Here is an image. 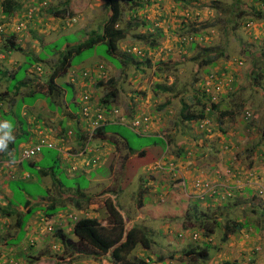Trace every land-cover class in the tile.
<instances>
[{
	"label": "rangeland",
	"instance_id": "obj_1",
	"mask_svg": "<svg viewBox=\"0 0 264 264\" xmlns=\"http://www.w3.org/2000/svg\"><path fill=\"white\" fill-rule=\"evenodd\" d=\"M59 1L19 0V7L10 16L4 15L0 6V49L12 33L15 34L11 39L20 46V50L11 55L0 50V60L8 61V66L14 70L26 55L35 57L37 62L30 67L29 74L40 75V81L45 82L60 51L39 60L37 56L42 45L57 38L45 48L41 54L44 57L52 50L78 42L82 33L98 30L108 14L102 0H74V12L77 10V13L73 17H54L44 10ZM242 3L250 6L254 1L120 0L119 25L126 28L128 36L119 42L118 54L134 48L141 52V57L137 56L136 60H150L149 65L140 63L136 67L129 63L116 67L110 62L113 58L105 53V45L99 43L71 58L77 75L83 70L89 72L86 76L82 73L81 82L74 84L75 90L66 83L72 77L70 71L55 79L64 88V99L70 110L79 113L81 97L92 95L89 99L101 103L108 88L104 82L111 78L117 96L110 103L113 121L106 124L105 130L108 135L121 134L132 148L124 174L117 146L97 135L89 140L92 148L97 146L96 143L103 144V150L94 152L99 158L98 164L89 166H96L98 173L107 177L112 164L114 169L111 167L113 172L108 180L114 182L90 188L88 200L79 208L78 216L94 213L106 223V202L111 199L107 192L110 190L118 191L116 202L127 213L129 209H137L134 200L140 188L155 200L154 204L161 201L160 194L164 204L171 202L175 192L191 194L183 213L180 211L181 215L174 220L148 221L138 215L141 223L150 230L152 241L149 249L138 245L130 253L131 258H149L146 254L149 253V264H188L191 260L183 251L197 245L208 246L209 253L207 260H199L196 264H219L224 260L264 264V19L253 17L248 10L240 12L237 5ZM201 23L209 27L199 29L197 33L189 29L191 26L199 28ZM151 39H155L156 46L149 45ZM191 42L195 43L194 47ZM205 46L223 51L211 65L199 58L201 48ZM23 70V67L19 69L13 82L22 80L26 75ZM160 86L169 90L163 91ZM206 86L213 90L212 95L206 91ZM26 90L22 87L19 91ZM39 97L62 111L63 101L59 96L53 97L47 92ZM34 100L35 95L29 94L23 97L22 104L28 109L34 105ZM210 103H215L217 108L212 110ZM19 109L13 115L4 116L9 131L17 124L22 126L23 132L27 130L26 110ZM182 111L204 115L186 121ZM246 112L250 113L249 117ZM135 120L141 122L138 129L133 124ZM82 122L84 131L92 127L84 119ZM72 129L76 139L74 132L69 137L73 136L71 143L76 145L81 132L75 126ZM48 137L52 147L42 149L40 154L45 158L37 163V167L31 168L27 160L22 161L32 178L42 177L37 173L38 168L47 169L50 162L55 163L64 155L62 145L59 146L61 142ZM34 141L32 135L17 138L15 146L22 143L17 147V153ZM177 169L186 174L172 175L171 171ZM56 172L61 182L64 181L62 173ZM32 178L11 180L12 201L16 199L23 206L26 194L34 200L38 187ZM129 178L131 181L120 191L117 183L124 181L125 184ZM179 179L186 181L185 191ZM82 191L86 193V189ZM204 192L213 195L209 197L210 203ZM194 203L206 212L205 220L216 221L212 234L204 236V224L201 226L191 214ZM75 208L69 205L66 211L57 212L55 217H64L62 220L48 216L47 210L34 211L23 226L24 236L18 244L9 241L16 235L15 218L1 220L5 230L0 233V264H98L96 254L65 251L63 247L59 248L54 237L58 227L69 232L71 222L66 221L65 213L74 212ZM188 209L190 217L185 215ZM227 221L245 223V227L225 233ZM6 242H10L9 249L3 246Z\"/></svg>",
	"mask_w": 264,
	"mask_h": 264
},
{
	"label": "trees",
	"instance_id": "obj_2",
	"mask_svg": "<svg viewBox=\"0 0 264 264\" xmlns=\"http://www.w3.org/2000/svg\"><path fill=\"white\" fill-rule=\"evenodd\" d=\"M108 8V14L106 19L102 22L101 27L98 30H91L88 33H82L83 37L78 42L73 41L71 44H67L64 47L61 48V45L59 48L60 50H52L51 53L44 54V57H41V54H43V51L47 46L52 44L56 41V39L49 41L47 44L42 45V50L38 53L37 58L39 60H44L47 55H52L56 51H60V56L57 61V63L53 66L51 71L49 72V79L45 82L40 81L39 76L40 75H32L29 74L31 72L30 67L34 64V62H37L35 57H32L30 55H26L24 57L23 62L18 64L14 70L8 66V61H2L0 60V100L1 101H7L10 100L11 97H17L19 98L20 102L22 103L23 97L34 94L35 99L38 98L42 93H51L54 97H63L65 95L64 88L61 84H58L55 82V79L59 76H63L68 73V71L71 72L70 80L66 82L67 84H70L73 89L75 90V83H79L80 77L82 76V73H88L87 70H83L80 75L76 74V70L72 67L73 64L71 62V58L73 55L81 52L82 50L86 48H94L97 44L103 43L105 45V53L110 56L112 61H110L112 64H114L116 67H121L122 65H128L129 63L134 64L136 67L142 64H148L150 60L145 59V61L138 62L136 57H141V52L139 50H129V52H121V54H118V45L121 40L126 38L128 36V32L126 28H123L119 25L121 21V6H120V0H102ZM127 2L132 0H125ZM254 4H251L250 6L246 4H238L237 7L240 10V12H246L247 10L251 13V15L258 19H264V0H253ZM19 0H0V6H1V12L6 15L10 16L12 13L19 7ZM74 0H61L58 2V4L49 5L48 7H45V11L51 14L54 17L64 18V17H73L75 16V13H77V10L74 12ZM235 13V12H234ZM77 15V14H76ZM209 25H205L204 23H201L199 25V28H195L194 26H191L189 29L197 33L198 30L202 28H207ZM2 31L0 30V35ZM13 35L15 33H12ZM12 35V36H13ZM12 36L8 37V40L5 41L4 47L0 49L3 51L5 55H11L13 52L20 50V46L15 43L11 38ZM191 47L195 46V43L191 42ZM149 45L154 47L156 46L155 39H151L149 41ZM220 50V51H219ZM217 49L214 46H205L201 48V54L199 56L202 57L205 60L206 65L213 64L217 57L223 54V51L221 49ZM115 60V62H114ZM23 67L24 73L26 75L22 78V80H14L17 72L19 69ZM34 73V71H33ZM76 75V76H75ZM77 77V80L76 78ZM12 80V81H11ZM107 84V91L101 98V103L96 99H89L86 101L83 97L80 107H90V115L91 120L93 121L98 113H101L104 115L102 119H100V125L96 128L95 134L98 137H102L104 139H109V141L114 145L117 146V152L119 155L122 156V162L121 165H124V174L126 172V163H127V157L128 154L131 153L132 148L128 144L127 139L122 136L121 134L114 132L113 135H108L105 130V126L107 123L112 122L113 119L109 118L111 113V102H113L117 96L116 90H115V84L114 81L111 78H108L106 82ZM100 84L103 85V82L100 81ZM3 86V87H1ZM25 87L27 90L26 92H20L19 90ZM159 87V86H157ZM110 88V89H109ZM160 88L163 91H167L166 87L160 86ZM206 91L209 94H213V90H207ZM61 94V95H60ZM76 94V93H74ZM92 97V95L89 96V98ZM211 97V96H210ZM14 99V98H13ZM62 100L64 98H61ZM91 100V101H90ZM202 107L204 108V103H202ZM210 107L212 110H215L217 108V105L215 103H210ZM186 111V109H185ZM1 113V110H0ZM83 115V114H82ZM203 113L199 112L197 115L194 114H186L182 111V117L186 121H192L196 117H203ZM84 116V115H83ZM6 128L7 131L9 128L8 121ZM13 129V128H12ZM12 129L9 131L10 133H13ZM70 131V130H69ZM14 134V133H13ZM27 136V130L26 132H23V130H19L18 135H13V140H16L19 137ZM28 137V136H27ZM86 136L81 135L80 139H85ZM167 143V142H166ZM37 144H42L41 150L39 153L42 152V149L44 147L51 148L52 144L44 137L40 138L36 143L32 144L28 148L22 149L21 152V165L26 168V164H22V161L27 160V164L29 167L34 168L37 167V164L33 161V158L36 155L25 157L24 151L34 147ZM47 144H51V146H46ZM168 145V143H167ZM122 148V149H121ZM0 157H6L5 154H2L0 152ZM57 162H50V166L47 168L49 170H43L40 172V175H52L53 177L58 176V173L56 170H59L62 173V177L64 181L61 183L64 186H67L66 190H62L59 193V197L56 202H53L49 205L48 216H54L59 211H66L68 209V206L71 205L73 207H76L74 209V212L68 211L65 213L66 221L71 222V228L69 232H64V228L58 227L56 228V231L54 232V237L58 240L59 248L60 246L65 249V251H71V253L78 254H89L94 253L96 254V259L98 261V264H102L103 261H105L103 264H149L150 263V254L146 253L149 258L144 257H138L133 256L130 257V253L134 249L137 248L138 245L142 246L144 249H149L151 245V238L150 230L145 228V224L141 223L140 217H134V213L129 211L127 213L126 209H124L122 206H119L116 202V198L119 196L118 191L111 194V201L107 200L106 202V209L108 211L107 215V222L102 223L100 219H98L96 216H88V215H82L78 216L79 208L81 207L82 202L84 201V195L82 192L77 189L76 187L73 188L71 184L68 185V181L66 179L65 174L63 171H61V168L59 166L55 168V164ZM39 173V170L37 171ZM122 174V177L123 175ZM54 177V178H55ZM133 176H131L132 179ZM60 178V177H59ZM129 178L128 180L122 181L119 184L120 191H123L126 188V185L131 181ZM123 180V179H122ZM180 186V185H179ZM71 188L74 190V192L70 193ZM206 201L210 203V196H213L211 194H204ZM168 196V195H166ZM165 196V197H166ZM187 193L185 192H175L172 194L171 202L169 204H164L161 201L158 204H147L146 199L149 197L145 196V193L143 189H139L137 191V197L136 200H134V204L139 210V212L144 216V218L149 219L148 221H164V220H174L178 218L181 214H179L180 211L183 213V208H186V201L189 200ZM204 197V196H203ZM152 198V197H151ZM205 201V202H206ZM156 203V202H155ZM3 204V205H1ZM0 204V222L4 218H15V222L13 225L15 226V233L16 235L14 238H11L9 241L18 244V242L22 239L24 236V230L23 226H25V223L27 222L28 217L35 211L33 206L37 205L34 204L33 206H23L20 205V203L15 199L12 201V198L8 200L7 203H1ZM20 207H24L26 210L19 209ZM18 208V210H16ZM192 212L191 214L196 216V219L199 220L200 225L204 227L203 228V234L204 236H208L212 234L214 227L216 226L215 220H205L204 216H206V212L203 210H200L198 208V204L194 203V205L191 207ZM190 209L185 211L186 217H190ZM61 215V214H59ZM47 216V219H48ZM56 218V217H55ZM61 220L64 217H59L56 219ZM130 219V220H129ZM6 225V224H5ZM245 223H238V222H231L227 221L224 224V230L226 232L235 231L242 229ZM5 230V227L1 225L0 223V233ZM52 230V227H51ZM224 239L226 238V234H224ZM10 242H6L3 246L8 248V245H10ZM58 248V249H59ZM145 254V255H146ZM183 254L186 257H189L191 261L188 262V264H196L199 260H207L208 256V246H202L199 247L197 245L188 246L183 251ZM161 259V257H159ZM33 262H36L34 260ZM32 262V263H33ZM219 264H240L237 260H224L220 262Z\"/></svg>",
	"mask_w": 264,
	"mask_h": 264
},
{
	"label": "crops",
	"instance_id": "obj_3",
	"mask_svg": "<svg viewBox=\"0 0 264 264\" xmlns=\"http://www.w3.org/2000/svg\"><path fill=\"white\" fill-rule=\"evenodd\" d=\"M64 97L65 95L60 98ZM62 101L63 109L60 112L56 107L49 106L47 102L44 101L41 97L36 98L33 103L35 106L32 105L28 109L26 105L24 103L22 104L17 97H11V99L7 101L0 100V152L2 154H5L6 156L0 157V204L7 203L8 200L12 198L13 194L9 191L11 180L16 177H20L22 179L32 178V175L28 173L24 166L21 165V153L19 154L16 151L17 147L21 146L22 143L15 146V140H13V135L17 136L19 130L22 129V126L17 124V126L12 129L14 134L6 130L8 125L6 122L7 120L4 118V116L15 114L17 108H20L21 110L24 108L26 110L24 114L27 118L28 123L27 136L28 138L30 137V135L35 137L34 143H36L42 137L46 138L49 141L48 136H51L57 141L61 142L59 146L62 145V153L64 155L62 159L58 160L54 166L55 168L56 166L58 168L59 166L61 167V171H63V173L65 174L68 185L71 184L73 188L76 187L77 189H79L84 195V201L88 200L87 192L90 191V188L110 183L111 180L109 181L108 177L112 175L114 169V166L112 167V164L110 166V172L107 174V177H104L98 173V169L96 166H89V162L88 165L87 162H85L86 160H88L90 154L94 153L95 151L103 150V144L96 143V147H89V149L85 152L82 151L83 147L80 137L81 135H84L83 131L85 130L82 126V120L84 119L89 126L90 122L92 121L91 117L86 118L82 115V113L80 112L81 103L79 104L78 113L76 111L70 110V106L68 105V103L66 104L65 99H63ZM74 126L77 127L81 132L80 135L77 136L79 137V143H77L76 145H73L71 143V139L73 136L76 139V133L72 129ZM32 130L35 132L32 133ZM69 130H72V133H69ZM73 132L74 135L72 137H69L68 135L73 134ZM116 153L117 152L115 151V155ZM18 154L19 156H17ZM44 158L45 156L39 153V155L33 158V161L35 162V164H37ZM111 167L113 169H111ZM38 170L40 173L43 170L49 169L38 168ZM182 173L186 174V172L184 171ZM54 177L52 175H42V177L35 178L33 177L32 179L38 187V189L36 190V194L33 197L34 200L31 201L30 196L26 194L23 204L25 206H33L34 204H37L33 206L36 213H40L43 210L49 209V205L53 202H56L55 200L58 199L60 191L67 189V186H64L61 183V180L58 176H56L55 178ZM119 184L120 183H117V185ZM84 189H86V193L82 191ZM72 192H74V190L71 188L70 193ZM114 192V190H110L107 192V195L110 196ZM145 196L149 197V199H146L147 204H152L155 201L152 200V198L148 194H145ZM83 202L81 206L83 205ZM25 206H19V209L27 211ZM129 211L132 212V214L134 213V217H137L138 215L142 216L138 209H129ZM34 215L33 217H35ZM88 216H96V214L93 213Z\"/></svg>",
	"mask_w": 264,
	"mask_h": 264
},
{
	"label": "built area",
	"instance_id": "obj_4",
	"mask_svg": "<svg viewBox=\"0 0 264 264\" xmlns=\"http://www.w3.org/2000/svg\"><path fill=\"white\" fill-rule=\"evenodd\" d=\"M84 75H87V73H84ZM210 82H211V80L207 81L206 85L209 86V85H210ZM216 87H217V89H219L218 86H216ZM207 90H210V88L207 87ZM83 98H84L86 101L88 100V96H85V97H83ZM90 110H91V109H90V107H88V106L82 108V113H83L84 117H86V118L91 117V115H90ZM246 114H247V116L250 115L249 112H246ZM103 117H104L103 114L98 113V114H97V117H96L93 121H91L92 127H91V129H90V132L87 134V139H86V142L84 143V148H85L86 150L89 148V139H90V138L92 137V135L94 134L96 128L100 125V119H102ZM133 124H134V125H138V124H139V121H138V120H135ZM70 133H71V132H70ZM41 146H42V144H37V145H35L34 147L25 150V151H24V156H25V157H29V156L36 155L37 153L40 152V150H41ZM46 146H51V144H47ZM93 162H96V159H93ZM197 185H198V184H197Z\"/></svg>",
	"mask_w": 264,
	"mask_h": 264
},
{
	"label": "clouds",
	"instance_id": "obj_5",
	"mask_svg": "<svg viewBox=\"0 0 264 264\" xmlns=\"http://www.w3.org/2000/svg\"><path fill=\"white\" fill-rule=\"evenodd\" d=\"M83 75H84V73H83ZM84 76H86V75H84ZM88 100H89V96H88ZM87 100V101H88ZM112 114V113H111ZM110 114V116H109V118H112L113 116ZM250 116V115H249ZM249 116H246V117H249ZM139 121V120H138ZM133 123H134V121H133ZM90 124H91V122H90ZM139 126H141V122H139V124L138 125H135V127H137V129L139 128ZM91 129V128H90ZM90 129H88L87 131H83L84 132V136H86V138H85V140L84 139H82L81 140V144H82V147H83V149H82V151L83 152H85L86 151V149L84 148V143L86 142V139H87V134L90 132ZM96 131V130H95ZM72 133V130H70L69 131V133ZM72 135V134H71ZM94 135H96L95 134V132H94V134L92 135V137H96V136H94ZM68 136H70V135H68ZM91 137V138H92ZM90 138V139H91ZM89 139V140H90ZM89 149V148H88ZM87 149V150H88ZM93 159H96V162H93ZM98 161H99V158L97 157V156H95L94 155V153H92V155L91 156H89L88 157V160H86L85 162H87V165H88V162H89V164L91 165V164H93V165H96V164H98ZM177 173H181L180 172V170L179 169H177V170H173V171H171V174L172 175H176ZM179 181L181 182V184H182V186H183V191H185L186 190V188H187V183H186V181L184 180V179H179ZM165 193V192H164ZM185 193H187V192H185ZM205 194H208L209 192H204ZM188 194V193H187ZM188 195H191V194H188ZM159 199H163V196L160 194V196H159ZM209 253V252H208Z\"/></svg>",
	"mask_w": 264,
	"mask_h": 264
}]
</instances>
